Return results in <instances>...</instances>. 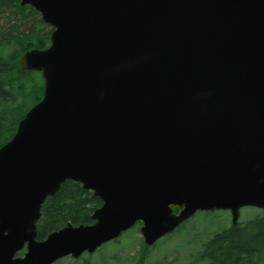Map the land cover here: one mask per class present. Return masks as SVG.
<instances>
[{
	"label": "water",
	"instance_id": "1",
	"mask_svg": "<svg viewBox=\"0 0 264 264\" xmlns=\"http://www.w3.org/2000/svg\"><path fill=\"white\" fill-rule=\"evenodd\" d=\"M20 4L53 30L20 57L43 95L0 145V264L77 259L137 222L150 247L199 210L264 206V0ZM67 179L101 204L38 239Z\"/></svg>",
	"mask_w": 264,
	"mask_h": 264
},
{
	"label": "trees",
	"instance_id": "2",
	"mask_svg": "<svg viewBox=\"0 0 264 264\" xmlns=\"http://www.w3.org/2000/svg\"><path fill=\"white\" fill-rule=\"evenodd\" d=\"M8 1L18 3V0ZM1 2L2 0H0L2 7ZM5 3L7 4V2ZM16 7L22 12L29 10L28 12L37 13L34 9L30 10V7H21L18 4ZM24 15L26 16V14ZM38 26L41 29L47 24L39 19ZM39 28L17 31L14 35L9 32V36L5 37L0 33V145L12 137L21 117L42 98L43 78L40 72L25 70L20 65V57L25 50L32 47L44 48L49 45L51 30L45 32L40 31ZM8 46L12 48L9 49ZM100 204L101 200L94 196L92 191L83 188L79 182L65 180L59 190L54 195L47 197L42 204L41 216L36 226L37 238L43 239L49 232L57 230L69 222L72 224L92 222L90 216ZM174 211L177 212L178 208L174 207ZM185 222L161 239L167 240L172 234L181 232L186 228ZM250 224L249 232H245L246 230L238 226H233L214 234L213 238L207 241L203 251L206 252L205 257L207 256L210 260L209 264H244L245 258L250 259L251 256L264 250V225L255 221ZM118 241L119 238L110 242L117 243ZM106 245L107 243L101 245L95 252L85 253L78 259L65 257L53 264H58L63 259H71L72 263L78 262L84 255H94ZM209 246L210 252L207 250ZM150 247L145 246L141 239V251L148 252Z\"/></svg>",
	"mask_w": 264,
	"mask_h": 264
},
{
	"label": "rangeland",
	"instance_id": "3",
	"mask_svg": "<svg viewBox=\"0 0 264 264\" xmlns=\"http://www.w3.org/2000/svg\"><path fill=\"white\" fill-rule=\"evenodd\" d=\"M4 1L1 2L3 6L0 5V33L4 37L9 36V32L14 35L17 31L39 28L40 14L28 12L29 10L22 12L16 7V4L20 6L19 2ZM41 29L40 31L48 32L51 27L47 25ZM241 211L242 214L251 215V217L255 213L250 208ZM186 221V228L172 234L167 240L159 239L160 241L150 247L148 252L141 251L140 224H136L122 234L117 243H107L94 255L86 254L80 261L74 263L71 259H63L58 264H209L210 260L207 256L205 257L206 252H203L205 245L215 232L229 225L228 215L221 209L199 210ZM210 246L207 249L209 252Z\"/></svg>",
	"mask_w": 264,
	"mask_h": 264
},
{
	"label": "flooded vegetation",
	"instance_id": "4",
	"mask_svg": "<svg viewBox=\"0 0 264 264\" xmlns=\"http://www.w3.org/2000/svg\"><path fill=\"white\" fill-rule=\"evenodd\" d=\"M18 2L20 4V0H18ZM20 6L21 7L26 6V8L30 7V10L34 9L39 14V12L30 5H21L20 4ZM245 208H250L252 211L255 212L254 214H252V217H251V215L242 214L241 210H243ZM224 211L226 212V214L228 215V217L230 219V221L228 222L229 225L221 228L218 232H215L214 234L222 232L223 230H227L233 226H238L239 228L246 230L245 232H249L250 228H251L250 223L253 221L262 223L264 225V206H262V207H257V206H242V207H240L238 217H237V220L235 222H233L231 211L228 209H226ZM248 216H250V217H248ZM212 238H210L209 240H211ZM23 252H24V250H22L20 253L23 254ZM244 264H264V250H261L260 252L251 256L250 259L245 258Z\"/></svg>",
	"mask_w": 264,
	"mask_h": 264
},
{
	"label": "bare ground",
	"instance_id": "5",
	"mask_svg": "<svg viewBox=\"0 0 264 264\" xmlns=\"http://www.w3.org/2000/svg\"><path fill=\"white\" fill-rule=\"evenodd\" d=\"M163 238V237H162Z\"/></svg>",
	"mask_w": 264,
	"mask_h": 264
}]
</instances>
